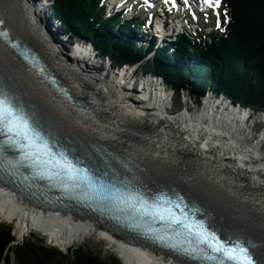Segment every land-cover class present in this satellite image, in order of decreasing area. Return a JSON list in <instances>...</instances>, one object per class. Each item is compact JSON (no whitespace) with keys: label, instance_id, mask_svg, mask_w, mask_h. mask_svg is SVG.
<instances>
[{"label":"bare ground","instance_id":"1","mask_svg":"<svg viewBox=\"0 0 264 264\" xmlns=\"http://www.w3.org/2000/svg\"><path fill=\"white\" fill-rule=\"evenodd\" d=\"M132 1L105 0L104 7L113 10L120 4L118 9L131 7L133 12L137 6ZM40 2L0 0V20L11 37L40 58L47 74L51 73L65 88L66 97L0 39L2 84L40 117L46 131L59 137V144L77 160L85 163L91 159V145L114 152L124 160L126 167L121 170L128 185L143 190H169L176 198L187 200L190 211L199 220L220 234L242 240L264 264V144L254 140L251 132L242 130V117L229 111L226 103L236 106L221 95L223 101L227 99L225 104H211L207 103L211 99H204L197 111L192 110L199 106L198 102L193 103L192 109L172 112L168 102L171 95L164 99V94L161 97L157 90L152 91L149 78L141 79V85H145L141 99L128 97L131 93L138 95L137 83L127 80L125 75L129 71L117 73V83L80 61L91 58L89 53L84 55L86 45L80 44L74 52L70 51L75 60L61 51L49 34L48 28L53 26L41 18L40 13L47 15L48 8H42ZM135 3L145 6L141 1ZM48 6L54 10V0H48ZM175 33L171 31L172 36ZM185 59L188 58H184L188 64ZM129 85L131 88L125 90ZM151 93L155 97L151 98ZM248 111L244 109L243 113ZM77 215L63 209L36 208L0 182V220L15 222L17 239L35 231L67 253L73 245L83 244L92 232L102 236L108 249L125 264L190 263L123 242L104 227Z\"/></svg>","mask_w":264,"mask_h":264},{"label":"trees","instance_id":"2","mask_svg":"<svg viewBox=\"0 0 264 264\" xmlns=\"http://www.w3.org/2000/svg\"><path fill=\"white\" fill-rule=\"evenodd\" d=\"M221 2L223 33L216 31L207 38L179 36L176 57L158 51L144 73L159 76L177 94L189 89L192 96L200 98L210 88L215 94L224 93L234 104L264 113V0ZM53 11L63 29L90 40L116 64L138 62L143 57L130 39L109 38L108 29L118 27L114 29L102 20L100 0H54ZM134 27V22H126L120 30L127 32ZM189 56L199 64L183 63ZM14 240L11 226L0 223V264H120L115 258L103 260L81 247L69 248L63 254L39 240H23L11 247Z\"/></svg>","mask_w":264,"mask_h":264},{"label":"snow or ice","instance_id":"3","mask_svg":"<svg viewBox=\"0 0 264 264\" xmlns=\"http://www.w3.org/2000/svg\"><path fill=\"white\" fill-rule=\"evenodd\" d=\"M147 2V0H145ZM204 4L215 9L220 0H203ZM3 21L0 20V24ZM219 26V24H218ZM6 35V33H4ZM0 168L6 158V152L14 150L20 158L12 164L27 166L40 177L55 180L62 184H80L95 189L104 200L123 202L130 210L138 214L151 215L161 221L174 225L173 232L183 235L188 243L194 242L193 252L199 251L206 260L218 261V264H255L250 246L240 239H221L202 220L189 221L181 211L177 216L173 208L186 207L180 203L172 205L170 199L159 195L151 203L139 191L113 192L101 183L98 186L88 167H81L82 160L69 158L66 149L55 147V143L43 132V125L36 113H26L18 96L10 93L0 82ZM180 201L182 198L177 197ZM134 202V203H133ZM163 239V237H161ZM185 254H190L187 249ZM210 253V255H209Z\"/></svg>","mask_w":264,"mask_h":264},{"label":"rangeland","instance_id":"4","mask_svg":"<svg viewBox=\"0 0 264 264\" xmlns=\"http://www.w3.org/2000/svg\"><path fill=\"white\" fill-rule=\"evenodd\" d=\"M221 4V3H220ZM100 10H101V17H103L104 15H105V11H104V8H100ZM216 13H215V16H214V18H209V19H206V18H204L203 16H201V15H198V22H196V24L194 25L195 26V28L197 29V30H199V32H201V33H204V34H208L209 32H212V31H217V30H222L221 32H224L225 31V27H222L221 28V17H220V15L223 13V11H222V7H221V5L219 6V7H217L216 8ZM159 13H161V12H159ZM49 14V13H48ZM103 20L104 21H107L108 22V24L109 25H111V27H113L114 29H116L118 26H119V20L117 19V18H115V17H108V18H103ZM186 20H188V17L186 18ZM203 21V23H205V24H207V25H210V27L212 28L210 31H203V29L201 28V26H200V23ZM44 24V23H43ZM218 24H219V26H218ZM56 25V24H55ZM63 25V24H62ZM39 27H40V25H39ZM50 31H51V27H49L48 28ZM128 30V29H127ZM94 31V30H93ZM44 32L46 33V35H47V37H48V34H47V32H46V30L44 29ZM113 33H115V34H113ZM215 33V32H214ZM214 33L212 32L211 34H209V36L210 35H214ZM110 36H112L113 38H115L116 39V37H117V33L116 32H111L110 34H109ZM132 35L134 36V37H136V38H139L140 40H142L143 41V44L144 45H147L148 43H149V37H146L145 35H141V36H139L138 34H137V31H135L134 29H132ZM148 35V34H147ZM143 36V37H142ZM145 36V37H144ZM65 49H67V55H69L70 54V51H69V49L70 48H68V45H65ZM96 48V46L94 45V48H93V50H94V52H96L95 54H96V56L97 57H99V58H101L102 59V61L104 62V63H107L108 61H109V58L108 57H104V56H101L100 57V55H99V50ZM170 50H169V52H170V54H172L173 53V49H172V47H170L169 48ZM102 54V53H101ZM176 55V53L173 55V56H175ZM145 56V57H144ZM142 58H141V60L140 61H138L139 63H137V65H135V68H137V74H141V68H143V67H146L148 64L151 66L152 65V61H151V57H152V55H144ZM193 58V57H192ZM97 59V58H96ZM147 59H149V60H147ZM143 60V61H142ZM191 62H193L192 60H190ZM190 61H188V62H190ZM184 62V61H183ZM186 63V62H185ZM103 67V66H102ZM105 71V64H104V68H101V70H98V71H96V73H98V74H101V73H103ZM107 74V73H106ZM103 75V74H102ZM148 75H150V74H148ZM106 76H108V77H111V78H114L113 76H114V74L113 73H110V74H107ZM152 80H153V78H152ZM155 80H160V77H156L155 78ZM167 91L168 92H172V90H169V89H167ZM209 91H212L210 88L207 90V92H209ZM213 92V91H212ZM183 94L185 95V94H188V91L187 90H184L183 91ZM207 94V93H206ZM183 95V96H184ZM208 95H210L211 97H212V95L209 93ZM128 96H130L131 98H137V96L138 95H136V94H134V93H131V94H129ZM183 96H182V92L181 93H179V96L177 95V94H174L173 95V98L171 99V102L169 103L170 104V108H172V112H178V110H181V109H184V108H193V103H192V101L191 100H194V98H192L191 100L190 99H188V101H189V103L190 104H188L187 103V106H183V100H184V98H183ZM182 97V98H181ZM220 97V96H219ZM219 97H217V98H219ZM189 98H191V97H189ZM220 99V101L222 102V103H226L227 102V99L225 98L224 99V101L222 100V98H219ZM182 100V101H181ZM211 101L212 100H209L207 103H211ZM186 102V101H185ZM230 102V101H229ZM195 103H197V101H195ZM206 103V102H205ZM206 103V104H207ZM219 103V102H218ZM221 103V104H222ZM199 104V106H195L194 108H193V110L192 111H197V110H199V108H200V105H202L201 103H198ZM205 104V105H206ZM211 104H215V102H212ZM230 104V103H229ZM233 105V104H232ZM236 107L235 108H240L241 109V106L240 105H238V104H236L235 105ZM202 107H204V105L202 106ZM237 108V110H239ZM255 118H260V116L259 115H256L255 116ZM259 129H261V131L259 130ZM260 131V133H259V131ZM257 133H256V135L255 136H253L252 135V138L254 139V140H256V141H260V142H262L263 144H264V126L262 127V125H259L258 127H257ZM164 184H166V182L164 181ZM167 188H169V186H166ZM0 222L1 223H5L6 225H9V226H11V228H12V235L14 236V238H15V240H14V242L11 244V247H14V246H16V245H20L21 243H22V241L23 240H30V241H37V240H39V241H41V243L43 244V245H45V246H47V247H52V248H55V249H58L56 246H53V245H51V243L47 240V237H44L43 235H41L40 233H37V232H35V231H29L24 237H22V238H20V239H17V229H16V226H15V222H11V221H6V220H3V221H1L0 220ZM78 247H81V248H83V249H85V250H88V251H90L91 253H93L94 255H96V256H99L101 259H103V260H107L108 258H115L120 264H125L121 259H120V257H118V255H116V253H114L113 251H111L110 249H108V245H107V242L102 238V236H99L97 233H89L88 235H87V238H86V240H85V242L83 243V244H80V245H73L71 248H78ZM63 254H67V253H63Z\"/></svg>","mask_w":264,"mask_h":264},{"label":"water","instance_id":"5","mask_svg":"<svg viewBox=\"0 0 264 264\" xmlns=\"http://www.w3.org/2000/svg\"><path fill=\"white\" fill-rule=\"evenodd\" d=\"M188 99L189 98H185L184 99V102L186 101L185 104H187V103L190 104ZM218 101L221 103L220 100H218ZM222 104H225V103H222ZM226 106H227V108H229V111H234L236 114L238 113L237 109L229 106L227 103H226ZM245 114H247V112ZM42 125H43V127H45L44 124H42ZM53 139L55 141L59 140L58 137H56V138L53 137ZM91 147L94 150L92 156H90L91 159H97L101 164L106 165L112 172H115V174L117 175V177L121 181L126 182L125 175H124V173L121 170V168L126 167L125 163H124V160L120 156H117L114 152H111V151H108V150H104V149H101V148L93 146V145H91Z\"/></svg>","mask_w":264,"mask_h":264}]
</instances>
